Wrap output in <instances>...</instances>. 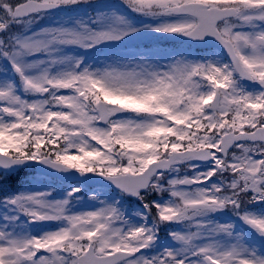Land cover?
<instances>
[{
	"label": "snow or ice",
	"instance_id": "6c2138e0",
	"mask_svg": "<svg viewBox=\"0 0 264 264\" xmlns=\"http://www.w3.org/2000/svg\"><path fill=\"white\" fill-rule=\"evenodd\" d=\"M96 3L0 0V264H264V0H123L147 22L97 7L36 27ZM143 33L227 59L69 51ZM35 166L114 194L52 199L21 181Z\"/></svg>",
	"mask_w": 264,
	"mask_h": 264
},
{
	"label": "rangeland",
	"instance_id": "374dc122",
	"mask_svg": "<svg viewBox=\"0 0 264 264\" xmlns=\"http://www.w3.org/2000/svg\"><path fill=\"white\" fill-rule=\"evenodd\" d=\"M102 0H100V2H101ZM112 1H115V3H121V2H123V0H112ZM107 3H110L111 1L109 0H107L106 1ZM84 18L85 19H87V17L86 16H84ZM139 18L140 19H143V18H141L140 16H139ZM137 24H140V22H137ZM165 38L166 37H163V36H152V35H149V34H147V33H143V34H140V35H138V36H133L132 38H130V39H125L123 42H120V43H117V44H123V43H130V44H133V45H147L148 43H154L153 41H159V40H165ZM117 44H113V45H101V46H103L104 47V49H105V55L104 56H100L101 58L100 59H98L96 62H92V63H100V62H102V61H104L106 58H110V57H112V56H122V57H124L126 60H133V61H139L140 60V58H141V56H135V55H133V54H131V53H125V54H118L116 51H115V45H117ZM69 51H72V50H69ZM178 52H180V50H176V51H174V52H170V53H167L166 55H164V57L167 59V62L165 63V64H167V63H170L171 62V59H172V56L173 55H175L176 53H178ZM182 52H184V51H182ZM152 56V59H150V61H153V62H159V63H161V61H162V59H161V61L159 60L158 61V56H156V59H153V55H151ZM163 57V58H164ZM35 185H36V189H40V190H45V188L46 187H48V185H47V183L45 182L44 184H43V186H39V185H37L36 183H34ZM68 189V188H67ZM66 189V190H67ZM66 190H65V192H66ZM65 192L64 193H62V194H60L59 196H57V197H54L53 199H61V198H63L64 197V195H65ZM86 202H88L87 200H85V202H82V203H80V204H86ZM93 206L90 204V205H88V206H85L83 209H79L78 207H77V204L74 206V208L77 210V211H80V210H85V209H90V208H92ZM50 223V222H49ZM46 224H48V223H46Z\"/></svg>",
	"mask_w": 264,
	"mask_h": 264
}]
</instances>
